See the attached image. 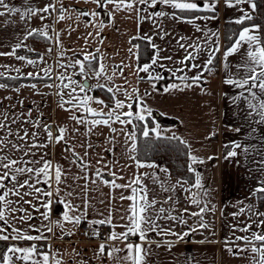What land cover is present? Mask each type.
<instances>
[{
	"label": "crops",
	"instance_id": "crops-1",
	"mask_svg": "<svg viewBox=\"0 0 264 264\" xmlns=\"http://www.w3.org/2000/svg\"><path fill=\"white\" fill-rule=\"evenodd\" d=\"M4 2L10 8L19 11L9 13L6 9L0 7V12H5V15L0 16V52H14V55L0 56V65L2 63L10 65L12 62L20 65L23 59H17V57L28 59L27 49L46 45L45 40L40 35L28 36V33L34 29L46 30L51 41V44L48 45L51 49L49 54L54 60L60 57L73 61L76 59L82 60L86 53L91 52L101 58L106 67V75L111 76L114 71L117 72L112 81L107 80L105 76H101L98 79L100 84L108 87H112L113 84L125 85L129 92L135 87L139 89L141 95L145 91L150 93V95L143 96L144 102L152 109L155 122L159 123L162 129L168 130L163 133V136L170 137L174 135L185 141L188 146V154L191 152L192 155L197 156L204 162L202 164H192L195 169V172H192L193 181L173 175L170 169L160 162L140 160L145 163H155L159 168H137L129 158L130 155L136 156L137 151L136 153L129 151L131 141L129 140L126 143L127 137L124 134L135 130L137 135L136 128L133 129L132 126H124L117 122L112 124V127L117 129L115 133H112L107 126L103 125L93 128L92 132H88V128L91 127L90 124H77L71 117L78 115L89 120L92 117L83 108H80L79 111L76 109L71 111L61 109L59 104L65 100H61L60 95H57L58 87H46L49 84L58 86L55 73L50 75L52 78L47 81L26 82L18 86H10L0 79V84L6 86L0 88V124L6 125V127L0 128V139L11 142L8 147L0 151V156L7 155L10 159L33 161L40 160L41 155H44L45 159L52 161L54 167L60 165L65 170L66 183L60 185L53 183L52 190L59 187L60 198H67L77 206V211L73 215L87 212L86 218L82 221L83 223L104 219L111 212L113 224L123 225L126 221L121 220L120 217L125 215V210L131 201L121 200L120 196L131 195V191L128 189H112L103 183H89V191L87 194L83 193L81 189L85 181L74 179V177L82 176L85 172L80 167V161L76 160L71 152L65 151L66 147H74L75 152L83 157L84 162L89 164L87 174L91 179H96L94 170L101 168L105 174L104 179H112L107 175L109 170L116 172L118 176H123L124 179L116 180L119 184L130 182L134 175L140 173H155L160 181L165 182V187L176 185L177 181H186V183H183V188L176 185L174 191L164 192L160 183H154L153 179L148 177L143 180V183L147 186L149 200L155 197L158 201H161L157 207H165L168 209L169 216L178 217L176 220H159L158 223L162 227L171 228L177 233L189 232V235L183 241H178L177 237L172 235L149 233V239L154 243L146 245L151 249L147 264H255L253 257L257 256L258 258V254L251 252L250 249L252 244L260 246V242L253 240L252 244H246L242 240H236L235 237H251L252 233L264 232V225L259 224V221L264 220V217L254 215L256 211L264 213V206L259 202V193L253 195L255 189L264 186V122L261 120V112H264V109L250 107V104L258 105L264 102V92H261L258 87L251 88L249 91L248 86L240 88L236 84L225 83L226 79L242 81L249 75L247 69L243 67L247 60L246 44L236 53L228 56L226 61L228 67L227 69L224 67V52L229 48L224 47V23L235 21L241 16L239 9L248 10V6L242 4L237 8H226L224 0H220L215 13L218 18L196 20V25L202 30L197 32L193 25L179 20H172L169 17L143 19L142 22H139L138 30L137 12H128L127 10L115 11L114 17L111 18L113 22L109 23L110 18L104 10L98 9L94 3H85L84 0H80L79 3L77 0H62L63 5L69 10L65 13L66 18L64 20H57L58 12H53L51 15L46 13H39L35 16L27 14L29 8L41 9L49 3H56V8L59 9L60 3L57 0H4ZM256 3L257 11L253 13V16H259L261 22L254 24L260 25V35L264 39V0H261V4H258V0H256ZM112 7L109 5L110 9ZM145 7L136 4L137 9ZM74 10L80 12L96 10L100 12V16L96 18L79 16ZM154 11L171 13L174 10L157 5L155 9L147 8L146 11H140L139 17H148ZM41 15L45 16V19H40ZM179 15L207 17L213 15V13L197 12L180 13ZM100 21L104 23L103 28L98 27ZM157 23L162 25L163 29L169 33L164 39H160L156 35L157 28L155 25ZM217 31L219 33L220 50L215 53V58L219 57L218 66H211L213 69L211 74L205 71L204 77L198 86L194 84L191 88H185L183 87L184 83H191L190 79L182 82L171 77L169 72L156 67L155 72L161 73L170 80L167 79L165 83L162 82L163 80L155 82L158 90L153 91L151 83L147 79L139 81L138 77L134 75L135 66L141 64L139 63V47L133 48V45H137V43L131 39L132 37L151 36L153 43L165 49L160 53L161 56H172V61L165 60L162 63L167 65L168 68L175 69L183 67L178 63L184 56V49H181L177 43L181 37L185 39L181 40L180 43L199 45L200 51L197 60L193 63L203 65L207 56L215 47L213 41L217 38L212 36L211 33ZM57 33L62 46H58L56 43ZM88 33H92V36H88ZM97 33H99V36H97ZM101 39L103 40L102 43ZM130 40L131 43H129ZM16 45H20V47L17 48ZM129 48L133 49L132 53H129ZM97 49H99V53L96 52ZM188 51H192V49H188ZM61 52L64 53L63 56L60 55ZM39 54L37 57L44 55L42 52ZM148 63H151V58ZM121 64L129 66L125 68L124 73L127 76L126 84L125 80L118 74V68L116 67ZM202 70V67L199 70L193 69L192 71L185 69L184 73L178 72L177 76L187 75L192 77ZM0 76L28 75L0 73ZM140 76L146 77V74L140 73ZM39 77L45 76L39 75ZM172 83L179 84L183 90L164 92L163 89ZM257 83L259 82L257 81ZM33 84L36 85L35 88L31 87ZM201 89H204V91ZM252 94H255V99ZM88 95L100 100H103L100 98L102 95L109 98L107 94H97L95 91ZM117 95L125 103L128 102L124 95ZM103 101L106 105H112L113 103L111 100ZM90 104L89 106L95 109L101 107V105L94 102H90ZM65 107L70 108L71 106L65 105ZM133 110H135V105ZM123 111H127V109L125 108ZM37 123L48 124L54 129L58 127L67 129L65 132L67 145L61 143L52 144L48 148H36L32 150L33 154L28 156H24L18 148H13V144L22 145L24 151H27L28 145L33 143L32 140L27 138L23 141L20 140L25 130L29 133H38L35 143H49L46 140L43 128L36 127ZM133 123L135 124V121ZM121 128L124 129V133H121ZM9 133H12V135H9ZM212 133H215V135H212ZM110 139L112 143H109ZM233 144H239L240 147L234 148ZM88 145H92V147H88ZM108 148H112L113 152H107L106 149ZM229 151H235L237 155L226 159L225 157ZM85 152H87L86 156L84 155ZM101 157H103V163L108 164L109 168H103L102 164H97ZM209 157H213V159L210 160ZM74 160H76L75 163ZM116 161L119 163H116ZM189 164H191V160L188 155V166ZM18 166L36 168L41 167L42 164L22 163ZM160 168H166L167 173L160 171ZM197 174L200 175L202 189L192 187L195 184ZM26 175L20 176L18 179L22 181L26 178ZM6 183L8 188L12 187L11 182ZM36 186L48 190V185L43 182ZM188 188L191 189L190 192L183 190ZM3 191L0 190V193ZM21 191L30 192L31 189H21ZM67 192H72V196L66 197ZM205 192H207V195L204 194ZM193 193L197 194V198L202 201L200 206L204 204H207L209 208L214 206V211H206L202 214L203 220L199 216L189 214L199 211V207L191 203ZM169 196L173 199L163 203ZM7 199L13 201L9 209L5 210L10 223L28 234L44 235L49 239L0 241V253H6L10 245L21 248L38 245L39 248L37 249L40 253L49 255V264H54L53 258L62 260V264H78L80 261H83L84 264H130V262L123 260H110L107 256L96 258V250L99 244L106 239L81 238L75 225L63 221L61 223L64 224V227L61 229L54 224H50L49 221L43 220L40 214L33 211L27 204L23 207L28 209L33 218L27 222H21L19 217L24 214L18 211H10V209L20 207V204L17 203L18 197L9 194ZM25 199H33V197L26 196ZM52 199L55 200L56 197L54 196ZM84 200H87V209L83 207ZM185 208L188 209V212L183 211ZM62 210L63 205L58 207L54 203L51 221L62 218L59 214ZM13 217L15 218L13 219ZM181 219L186 223H181ZM202 222L208 224L209 227H199ZM248 224H251L249 232L236 230ZM29 225L34 227L29 228ZM46 226L52 227L51 233L47 231ZM35 228H39L40 231H35ZM108 228L110 233L113 229L109 225ZM191 229L196 230L191 231ZM124 230L123 227L115 228L118 233ZM8 232H11L10 228ZM67 232H72L73 235L68 236L66 235ZM131 239L133 242L139 243L137 237H131ZM155 242H158L160 246L157 247ZM169 242H171L170 248ZM108 243L120 248L124 247L121 241H108ZM237 246L248 250L240 252L239 255H233L232 252L227 250L231 247L235 252ZM77 252L80 255H76ZM7 254L11 255L10 253ZM126 254V251H124L119 253V256L123 257ZM33 260L42 261V256L36 255ZM13 264H32V262L21 261L14 256Z\"/></svg>",
	"mask_w": 264,
	"mask_h": 264
},
{
	"label": "snow or ice",
	"instance_id": "snow-or-ice-1",
	"mask_svg": "<svg viewBox=\"0 0 264 264\" xmlns=\"http://www.w3.org/2000/svg\"><path fill=\"white\" fill-rule=\"evenodd\" d=\"M60 3V8H56V3H49L41 9H31L27 10V14L30 15H38L39 13H46L51 15L53 12H58L59 15L57 16V20H64L66 18L65 13L69 10L63 5L62 0H57ZM79 3L80 0H77ZM85 3H94L98 9L104 10L106 14L109 16L110 20L109 23H112V19L114 17L115 11L127 10L128 12L136 11L138 17V30H139V22H142L143 19H153L158 17H169L172 20H179L183 23H188L193 25L196 28L197 32L202 31L201 28L196 25V20H213L217 19L218 17L215 15L217 11V6L220 0H84ZM146 6L145 8L137 9L136 4ZM224 4L226 8H237L239 5H247L248 10L244 8H240L239 11L241 12V16L237 18L234 23L238 25H243L245 21H252L254 19L253 13L257 11V3L256 0H224ZM109 5L113 6L111 9ZM157 5H162L173 9L174 11L171 13L165 11H154L150 13L148 17L141 18L139 17L140 11H146L147 8L155 9ZM0 7H3L7 10V12H16L19 11L18 9L10 8L8 4L4 2V0H0ZM78 13L79 16H88L92 18H96L100 16V12L93 10L91 12L84 11L80 12L79 10H74ZM197 12H210L213 13L211 16H185L179 15L180 13H197ZM5 15V12H0V16ZM40 19H45V16L41 15ZM47 27V26H45ZM98 27L103 28L104 23L100 21ZM157 28L156 35L159 36L160 39H164L166 36L169 35L166 32L162 25L157 23L155 25ZM261 27L258 24H251L249 26L243 27L237 34V39L233 42V44L224 52V67L227 69L228 64L226 63L228 56L236 53L241 47L245 44L247 45L246 56L247 60L243 67H245L249 73L242 81H234L232 79H226V84H236L237 87L244 88L248 86L249 91L251 88L258 87L261 92H264V39L261 38L260 35ZM40 35L43 36L45 39H49L48 32L46 30H32L28 33V36L32 35ZM212 36L216 37L217 39L213 41L215 47L211 50L209 55L207 56L206 61L203 65L198 63H193L197 60L199 54V45L195 43H180L181 40H184V37H181L180 40L177 41L179 47L184 49V56L181 60L178 61L180 65L183 67L179 68H168L167 65L162 63V61H172V56H161L160 53L165 51V49L160 48L158 45L152 42V37L145 35L143 37L134 36L131 39H145L151 45V48L154 50L153 55L151 57V63H145L143 65L137 64L135 66L134 75L138 77L139 81H143L147 79L151 83V88L153 91H157L156 83L160 80L165 79V77L158 72H155V68L159 67L160 69L167 71L171 74V77L180 80L182 82L191 80V83H184L183 87L191 88L194 84L199 85V82L204 77V72L207 71L209 74L212 72V65L215 59V53L219 52V43L218 37L219 33L213 32L211 33ZM88 36H92V33H88ZM99 36V33H97ZM103 40L101 39V43ZM58 46H62L59 41V34L57 33V41ZM131 43V40L129 41ZM16 47H20V45H16ZM138 45H133V48H138ZM188 49H192V51H188ZM50 52L51 49H48ZM129 53L133 52L132 48H129ZM99 53V49L96 50ZM135 55V53H133ZM4 55H14V52H0V56ZM61 56L64 55L63 52L60 53ZM17 59H24V57H17ZM42 59V58H41ZM138 59V57H137ZM93 61H95V65H93ZM29 64H35L36 61L28 60ZM61 67L68 68H78V72L76 75L83 77V82L77 81L72 79L71 76H65L63 73L60 74L57 79L61 81V85H46V87H59L62 89H70L68 95L69 99L63 101L59 104V107L65 111H71L76 109L77 111L80 108L88 113L89 116L92 117L91 120L87 119L84 116L73 115L71 117L72 120L76 121L77 124H90L91 127L88 128V132H92L93 128L98 126H107L112 133L117 132L116 128L112 127L113 123H119L124 126H132L133 129L136 127L140 128V134L143 138H155V139H176V137L170 136L165 137L163 133L168 131L167 129H162L159 123L155 122V119L152 114V109L148 107L144 102V95H150L147 91L143 95L140 94L138 88H132L131 92L128 91L125 85H115L113 84L112 87H108L104 84H97L95 86L88 84L87 81L88 71H91L92 74L99 79L101 76H105L107 80L112 81L113 77L117 75V72L114 71L111 76L106 75V67L102 63L100 57L96 54L91 52L86 53L83 56V59H76L70 65H60ZM118 68V74L125 80V84L127 83V76H125V68L129 67L128 65L121 64L120 66H116ZM202 71H198V73L192 77H188L187 75H180L177 76V73H184L185 69L188 71H192L193 69H201ZM87 69V71H86ZM259 69V71H257ZM44 76L51 79L52 77L49 75L51 69H45ZM140 73H145V76H140ZM29 77L36 76L39 78V74L36 73H28ZM67 81V82H64ZM251 81V83H250ZM257 81L259 83H257ZM206 82V81H205ZM6 87L3 84H0V88ZM32 88H35L36 85H31ZM99 88L103 91L109 93V99L113 102L112 105H106L103 100H100L94 96L87 95V92L93 91V88ZM77 89H79L80 93H85L83 97L76 95ZM172 90H183V88L176 83H172L166 86L163 91L168 93ZM204 91V89H201ZM18 91V89H17ZM117 94H122L126 97L127 103L125 101L118 99ZM57 95H62V92L58 91ZM253 98L255 99V94H252ZM90 102H94L98 105H101L99 109H95L89 106ZM65 105H70V108H66ZM135 105V110L134 109ZM250 107H259L260 109H264V102L259 103L258 105H251ZM127 111H123L124 109ZM107 109V111H105ZM30 115V113H29ZM261 120L264 122V112H261ZM139 122L138 124H134L133 122ZM30 123V121H29ZM151 125V126H150ZM6 125L0 124V128H4ZM37 128H43L44 133L46 134V140L49 143L44 144H37L34 141L36 140L38 133L24 131V135L20 137V140L30 139L33 143L29 144L27 147V151H24V147L22 145L13 144V148H18L20 151L23 152L24 156L32 155L33 149L36 148H48L52 144H61L64 143L67 145V141L65 138V132L67 129L63 127L52 128L48 124H36ZM75 130V129H74ZM121 133H124V129H120ZM239 131V129H237ZM127 137V141H131L129 146V151L131 153H136L137 151V135L135 130L130 133H124ZM12 135V133H9ZM215 135V133H212ZM211 138V137H207ZM10 141L0 139V151L4 148L8 147ZM109 143H112L111 139ZM181 143H186L185 141H181ZM88 147H92V145H88ZM234 148H239V144H233ZM65 151L71 152L73 157L76 160L80 161V167L82 171L85 172L84 175L79 177H74V179H81L84 180L85 183L82 186V192L87 194L89 191L88 184H96V183H103L105 186H110L112 189H128L131 191V195L124 196L121 195V200H129L131 203L125 210V215L121 216L120 219L126 221L123 225H114L113 218L111 212L107 217L100 220L90 221L89 225H109L113 230L110 231L109 235L107 236L104 242H101L96 250V258H102L107 256L110 260L116 261H127L130 264H147V258L151 254L150 247H146V245H150L154 243L149 239V233H156L157 235H172L176 236L178 241H183L186 236L189 235V232H182L177 233L173 231L171 228H164L160 223L159 220H176L178 219L177 216H169L168 209L165 207H157L161 201H158L155 197L151 200L148 198V190L147 186L143 183L145 177L153 179L154 183H160L161 188L164 192L174 191L176 185H180L183 188V183L181 181H177L176 185H169L168 187L164 186V181H160L159 177L155 173H140L139 175H134L133 179L126 184H119L116 182L117 179H124L123 176H118L116 172L109 170L107 175L112 177L111 180L104 179V172L101 168H96L94 170V174L96 179H91L87 174V169L90 167L88 163L84 162L83 157H81L78 153L75 152L74 147H66ZM107 152H113L112 148L106 149ZM87 155V152L84 153ZM189 159L191 160V164L188 166V171L195 172V169L192 167V164L196 163H203L204 161L199 159L197 156L192 155L189 152ZM237 153L235 151H229L227 153L226 159L228 157H235ZM133 163L136 165L137 168H152L156 169L159 166L155 163H145L136 158L135 155H130L129 157ZM208 159H213V157H209ZM76 160L73 162L75 163ZM42 164L41 167H20L19 164ZM116 163H119L116 161ZM97 164H102L103 168H109V165L103 163V157H101ZM0 190H4L0 193V241H9V240H23V241H32V240H47L49 237L44 235H31L26 233L20 228H17L14 224L10 223L9 217L6 215V209H9V206L13 203V201L7 199L9 194L18 197L17 203L20 204L19 208L10 209L11 212H20L24 215L19 217L21 222H27L31 220L33 217L28 209L24 208L23 205L27 204L29 207L40 214L43 220L49 221L50 224H54L57 227L63 229L64 224H62L59 220L51 221V213H52V206L55 203L58 207L63 205V210L59 213L62 216V219L66 223H70L73 225H79L82 221L86 218L87 212H81L79 215H73L74 212L77 211V206H75L71 200L65 198H60V188L56 187L52 190V184L60 185L66 183L65 179V170L60 166L56 165L55 167L52 164L51 160H47L44 158V155H41L40 160H33V161H24L22 159H10L7 155L0 156ZM160 171L167 173L166 168H160ZM27 174V175H26ZM26 178L22 181L18 179L20 176H25ZM35 178V179H34ZM42 178V179H41ZM34 181V182H33ZM6 182H11L12 187L8 188ZM43 182L44 184L48 185V190H43L36 185ZM192 187L196 189H202L203 185L201 184L200 175H196L195 184ZM21 189H31V191H21ZM186 192H190L191 189H183ZM256 193L264 194V186L258 187L253 192V195ZM207 195V192L204 193ZM26 196H31L33 199H25ZM56 197L55 200L52 197ZM72 192H67L66 197H71ZM171 196L167 197L163 203H167L168 201L172 200ZM35 201V203H34ZM191 203L197 205L199 207L198 212H191L189 213L192 216H199L201 220H203L202 214L206 211H214V206L209 208L207 204L200 206L202 201L197 198V194L193 193L191 195ZM84 209H87L88 204L87 200L83 202ZM43 209V211H41ZM184 212H188V209H183ZM243 211V210H242ZM251 211V209H249ZM254 215L259 217H264V213L256 211ZM15 217H13L14 219ZM181 223H186L183 219L180 220ZM260 225H264V220L259 221ZM259 226V225H258ZM33 225H29V228H33ZM116 227H123L125 230L123 232H116ZM199 227L208 228L209 225L206 223H200ZM11 229V232H8V229ZM47 231L49 233L52 232L51 226H46ZM251 229V224L245 225L243 228H238L236 230L242 232H249ZM35 231L39 232V228H35ZM196 229H191V231H195ZM66 235L71 236L73 235L72 232H67ZM92 235L95 237H99L100 233L98 228H94ZM131 237H137L139 243L133 242ZM236 240H242L246 244H252L253 240L260 242V246H256L252 244L251 252L258 254L257 256L253 257L255 264H264V232L260 233H252L251 237L249 236H236ZM108 241H121L124 245L123 248L115 246L113 244H109ZM203 242V241H201ZM157 247L160 246L158 242H155ZM171 247V242H169V248ZM229 252H232L233 255H239L240 252L247 251L246 248H239L237 246V250L233 252V249L229 247L227 249ZM126 251V255L121 257L119 253ZM75 252V249H74ZM10 253L11 255H8ZM19 254V255H17ZM36 255L42 256V261H35L33 257ZM76 255H80V253H76ZM15 256L16 259L21 261H31L32 264H49V255L47 253H40L37 249L36 245H32L28 248H21L16 245H10L6 253H0V264H13V257ZM54 264H62V260L55 259ZM78 264H84L83 261L78 262Z\"/></svg>",
	"mask_w": 264,
	"mask_h": 264
},
{
	"label": "trees",
	"instance_id": "trees-1",
	"mask_svg": "<svg viewBox=\"0 0 264 264\" xmlns=\"http://www.w3.org/2000/svg\"><path fill=\"white\" fill-rule=\"evenodd\" d=\"M258 4H261V0H258ZM260 7V6H259ZM261 22L259 16H255L252 21H245L243 25H238L234 21H227L224 23V47H230L235 39L237 38L238 32L245 26L253 23ZM45 44H51L50 38L45 39ZM139 46V63L141 65L148 63L153 54V49L151 48L149 42L145 39H135L134 40ZM32 49V48H31ZM31 49H27V55L29 57H37L40 54L36 52H31ZM218 56L213 61V66L217 67L219 60ZM95 65V62H93ZM0 79L10 86H18L26 82H41L47 81L49 78L45 77H29V76H0ZM170 78L163 79V83ZM161 85V84H160ZM97 94H107L99 88H94ZM139 122L135 121V124ZM151 126V125H150ZM137 137H138V147L136 157L138 160L142 161H152L160 162L167 166L171 173L177 177H181L188 181H193V173L188 171V146L186 143H181V139L176 137V139H155L149 138L145 139L140 134V128L136 127ZM259 202L264 206V194L259 193Z\"/></svg>",
	"mask_w": 264,
	"mask_h": 264
},
{
	"label": "rangeland",
	"instance_id": "rangeland-1",
	"mask_svg": "<svg viewBox=\"0 0 264 264\" xmlns=\"http://www.w3.org/2000/svg\"><path fill=\"white\" fill-rule=\"evenodd\" d=\"M263 37H264V29H263ZM48 49H49L48 44H46L44 46H39V48L34 47L31 49V52H36V53L42 52L44 55H42L40 57H36V58L35 57H29L28 59H23L21 61L22 63L20 65L14 64L15 62H12L10 65H5V63H2L0 65V73L23 74V75H26L28 73H34V74L38 73L39 75L44 76L43 70L51 69V72L49 73V75H53L55 73V78H56V82H57L58 86L61 85V81L59 79H57V77H59L61 73H63L65 76H71L72 79L83 82V77L76 75V73L78 72V68H72V67L64 68V67L60 66L61 64L70 65L73 62V60L67 59L64 57H60V58L54 60L53 57L50 56L51 54H49L50 52L48 51ZM28 60L36 61V63L35 64H29ZM86 71H87V69H86ZM88 77H89V79L87 82H89L91 85L95 86L98 83L100 84V81H98V79L92 74L91 71H88ZM64 82H67V81H64ZM58 89L60 92H62V95H60L61 100H68L70 98L68 95L70 89H62L59 87H58ZM89 93H92V91L87 92V95ZM76 95L83 97L85 95V93H80L79 89H77ZM100 98L103 100H107V101L110 100L107 96H104V95H102V97H100ZM118 99L123 100L119 96H118Z\"/></svg>",
	"mask_w": 264,
	"mask_h": 264
},
{
	"label": "built area",
	"instance_id": "built-area-1",
	"mask_svg": "<svg viewBox=\"0 0 264 264\" xmlns=\"http://www.w3.org/2000/svg\"><path fill=\"white\" fill-rule=\"evenodd\" d=\"M60 222H63L62 218L58 219ZM75 228L77 229V232L81 238L85 239H106L108 233H109V228L108 225H89V223L82 222L79 225H75ZM98 228L99 230V237H95L92 235L93 229ZM37 248H39L38 245H36Z\"/></svg>",
	"mask_w": 264,
	"mask_h": 264
},
{
	"label": "water",
	"instance_id": "water-1",
	"mask_svg": "<svg viewBox=\"0 0 264 264\" xmlns=\"http://www.w3.org/2000/svg\"><path fill=\"white\" fill-rule=\"evenodd\" d=\"M88 84H90L89 82H87Z\"/></svg>",
	"mask_w": 264,
	"mask_h": 264
}]
</instances>
